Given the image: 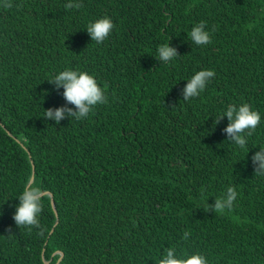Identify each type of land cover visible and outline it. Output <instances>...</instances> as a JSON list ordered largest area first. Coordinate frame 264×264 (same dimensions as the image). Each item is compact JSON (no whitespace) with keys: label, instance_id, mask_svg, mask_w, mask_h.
<instances>
[{"label":"trees","instance_id":"trees-1","mask_svg":"<svg viewBox=\"0 0 264 264\" xmlns=\"http://www.w3.org/2000/svg\"><path fill=\"white\" fill-rule=\"evenodd\" d=\"M69 2L0 7V264H158L168 248L264 264V175L251 160L264 148V0ZM104 17L115 27L97 44L86 29ZM202 21L212 42L197 46ZM165 44L179 53L167 64ZM64 70L94 76L108 103L57 125L44 111L66 103L48 83ZM201 70L216 75L183 101ZM244 103L261 123L239 148L227 117L213 122ZM29 182L45 194L31 231L12 218ZM228 187L232 210L208 212Z\"/></svg>","mask_w":264,"mask_h":264},{"label":"clouds","instance_id":"clouds-1","mask_svg":"<svg viewBox=\"0 0 264 264\" xmlns=\"http://www.w3.org/2000/svg\"><path fill=\"white\" fill-rule=\"evenodd\" d=\"M0 7L10 9L13 7L12 0H2ZM66 10H79L83 4L79 0H70L65 4ZM114 24L110 18L104 17L90 23L87 26V33L92 41L97 44L103 43L110 36ZM205 22H200L193 27L190 32L192 42L197 46H206L212 42L210 33L205 30ZM158 60L167 64L179 57L176 48L169 44L160 46L157 49ZM216 73L212 70H201L191 77L182 91V100L187 102L191 98L198 97L205 91L208 83L214 78ZM59 92L63 89V98L65 105L59 108H50L44 111V119L55 121L57 125L62 120L70 119L80 121L86 119L93 109L98 105L108 103V97L105 91L98 86L94 76L87 72L74 70H64L57 74L51 81H48ZM72 105L73 107H68ZM227 117L228 126L224 129L227 133V140L239 148H244L247 144V137H251L261 123V116L257 111H253L249 104L244 103L239 107L229 105L226 111L213 123L218 125L221 120ZM254 166V175H264V148H261L252 157ZM203 191V189H202ZM238 192L234 187H228L225 194L215 199L214 204H207L208 212L223 214L225 210L231 211L234 201L237 199ZM45 199L43 190L39 187H33L31 182L25 185L22 194L19 196V205L16 207L13 215L15 225L26 227L29 231L33 227L40 229L39 216L43 211L42 200ZM11 232V229H8ZM190 236L188 231L183 234V239L187 240ZM158 264H207V259L202 254H193L187 257L177 256L175 248H168L166 254L158 261Z\"/></svg>","mask_w":264,"mask_h":264},{"label":"water","instance_id":"water-1","mask_svg":"<svg viewBox=\"0 0 264 264\" xmlns=\"http://www.w3.org/2000/svg\"><path fill=\"white\" fill-rule=\"evenodd\" d=\"M52 205H53V201H52ZM62 256H63V254H62Z\"/></svg>","mask_w":264,"mask_h":264}]
</instances>
